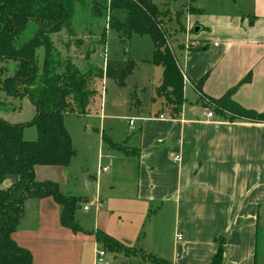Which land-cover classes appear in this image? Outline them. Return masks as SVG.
Returning <instances> with one entry per match:
<instances>
[{
    "label": "crops",
    "instance_id": "crops-1",
    "mask_svg": "<svg viewBox=\"0 0 264 264\" xmlns=\"http://www.w3.org/2000/svg\"><path fill=\"white\" fill-rule=\"evenodd\" d=\"M241 4V12L208 15H196L199 9L192 8L181 26L184 39L177 38L178 31L168 36L187 77L179 118L156 95L163 68L149 63L152 55L138 59L129 51L136 67L149 64L158 79L146 87L147 102L132 85L135 98L123 116L130 132L118 139L113 124L109 137L128 153L111 147L107 172L97 178L85 171L92 194L69 189V166H36L37 180L57 182L63 192L84 201L74 214L78 230L63 223L64 205L52 196L26 203L12 238L31 251L33 264H95L96 249L103 246L98 233L131 249L116 256L115 264H148L141 252L167 264H211L220 245L222 264H264V121L239 118L200 99L216 101L231 92L232 102L264 113V0ZM135 35L149 36L120 39L126 45ZM129 88L127 83L119 87ZM189 88L196 101L190 100ZM32 128L24 130L30 139L37 136ZM12 182L7 178L4 186Z\"/></svg>",
    "mask_w": 264,
    "mask_h": 264
},
{
    "label": "trees",
    "instance_id": "trees-1",
    "mask_svg": "<svg viewBox=\"0 0 264 264\" xmlns=\"http://www.w3.org/2000/svg\"><path fill=\"white\" fill-rule=\"evenodd\" d=\"M76 1L0 0V62L17 64L11 75L0 76V92L4 91L11 97H29L37 107L35 118L25 125L10 123L0 116V264H33L31 251L19 246L12 238L30 199L52 196L64 205L63 223L74 230L80 229L74 214L84 198L66 194L57 182L37 180L35 172L39 164L69 166L76 150L64 124V116L76 111L72 106L74 100L79 114L88 111V74L69 63L65 70L57 71V63L50 54V34L61 30ZM112 8L127 12L125 19L116 18L112 24L113 30L124 40L134 34L151 37L154 48L149 63L163 68L162 83L157 87L156 95L165 99L170 115L179 118L186 103V80L169 44L168 34L159 20L161 11L158 6L153 0H114ZM32 24H37L39 29L32 37L20 42ZM41 47L45 49L42 65L38 53ZM112 63L107 62L99 76L105 75L122 87L133 73L136 62L130 60L125 65ZM0 71L2 73V69ZM37 80L39 83L35 86ZM204 80L196 86L198 91L202 90ZM230 93L211 101L221 111L230 112L239 118L264 121V113L257 114L242 108L231 101ZM31 126L35 127L37 136L26 139L24 130ZM103 137L112 148L128 153L122 145L112 142L105 134ZM7 175L15 176L16 181L5 187ZM97 237L109 251L125 247L106 234L98 233ZM223 251V245H220L211 264H222Z\"/></svg>",
    "mask_w": 264,
    "mask_h": 264
},
{
    "label": "rangeland",
    "instance_id": "rangeland-1",
    "mask_svg": "<svg viewBox=\"0 0 264 264\" xmlns=\"http://www.w3.org/2000/svg\"><path fill=\"white\" fill-rule=\"evenodd\" d=\"M113 1L109 10L107 7L109 0H77L61 30L50 34L52 41L50 54L57 63V71L65 70L69 63L74 64L80 72L87 73L89 76L86 83V90L90 94L87 113L79 114L77 112L79 108H77V103L74 100L72 106L76 108V111L68 112L64 116L66 129L76 150V155L68 167L71 174L66 178V183L70 185L69 189L72 187L73 193H82L81 195L89 191L92 194V189H94V186L90 189L87 188V181L85 180L88 178H83L85 171H87V176L91 174V176L96 175L98 178L99 170L102 167L112 166V161L106 158L108 151H111V146L103 137V129L106 131V137H110L111 127L116 124L115 134L118 139L130 132L128 129L129 120H125L123 116L127 115L129 104L135 98L132 85L136 86L135 90L140 99L147 102L150 94L146 87L154 78L158 79L154 73V68L147 63L139 64L133 73L127 77L126 83L130 86L129 89H119L113 79H108V82L105 83L104 78L106 76H99L101 69L104 70L109 61L114 62L112 64L122 63L125 65L133 60L130 50L138 59L150 58L153 50L152 40L149 36H144L141 39L135 35L132 41H125L126 45L121 41L120 38L122 37H119V33L113 30L112 24L116 18L125 19L127 12L121 8H112ZM243 2L249 4L251 0H236V2L233 0H153V3L161 11L159 20L168 36L170 33L174 35L178 31L177 38L179 40L184 39L181 26L187 25V19L192 8L199 9V13L196 15H208L221 11L238 10L241 12L245 9L241 4ZM38 29L37 24H32L20 42L32 37ZM38 53L39 62L42 65L45 49L41 47ZM136 58L134 60H137ZM16 65L14 62H0V69H2L0 76L11 75ZM38 83L39 80L36 81L35 86ZM190 93L191 89L189 88L188 95L190 100L194 101L196 98H194L193 93V97L190 96ZM200 99L203 103L205 101L206 104H213V101L207 98L200 96ZM0 101L1 116L10 123L25 125L32 122L36 116V104L29 97H11L1 91ZM164 106L169 107L166 102ZM31 130H35V128L33 127ZM24 137L30 139L27 132ZM102 139L104 140L103 146H101ZM114 167L117 170H120V167L122 169V164L118 159L114 161ZM62 183L64 182L62 181ZM110 252L107 259L111 264H115L117 262L116 256L128 254L131 249L115 248L110 249ZM141 253L148 264H165L144 252Z\"/></svg>",
    "mask_w": 264,
    "mask_h": 264
},
{
    "label": "built area",
    "instance_id": "built-area-1",
    "mask_svg": "<svg viewBox=\"0 0 264 264\" xmlns=\"http://www.w3.org/2000/svg\"><path fill=\"white\" fill-rule=\"evenodd\" d=\"M111 2H112V0H109V2H108V6L107 7L109 8V10L111 9ZM186 79H187V77L185 76V80ZM207 115H208V117H213L214 116L213 112H208ZM161 117H163V116H161ZM130 125H131L132 128H134V120L130 121ZM109 168H110L109 166H104V167H102L99 170V173L107 172L109 170ZM84 208L88 209V205H85ZM180 239H181V237H180ZM108 253H111V252L109 250H107L104 246L98 247L96 249L95 264H110L109 260L107 259Z\"/></svg>",
    "mask_w": 264,
    "mask_h": 264
},
{
    "label": "water",
    "instance_id": "water-1",
    "mask_svg": "<svg viewBox=\"0 0 264 264\" xmlns=\"http://www.w3.org/2000/svg\"><path fill=\"white\" fill-rule=\"evenodd\" d=\"M235 2V0H233ZM199 28H196V31H198ZM6 178H12L13 181H16V177L12 175H7ZM119 260V259H118ZM120 261V260H119Z\"/></svg>",
    "mask_w": 264,
    "mask_h": 264
}]
</instances>
